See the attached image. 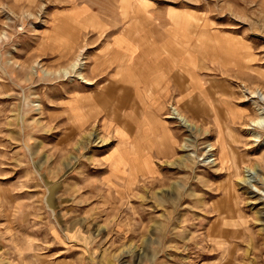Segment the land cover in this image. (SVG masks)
<instances>
[{
	"label": "rangeland",
	"instance_id": "obj_1",
	"mask_svg": "<svg viewBox=\"0 0 264 264\" xmlns=\"http://www.w3.org/2000/svg\"><path fill=\"white\" fill-rule=\"evenodd\" d=\"M247 88L264 0H0V264H264Z\"/></svg>",
	"mask_w": 264,
	"mask_h": 264
},
{
	"label": "crops",
	"instance_id": "obj_2",
	"mask_svg": "<svg viewBox=\"0 0 264 264\" xmlns=\"http://www.w3.org/2000/svg\"><path fill=\"white\" fill-rule=\"evenodd\" d=\"M158 37V38H157ZM155 40H156V42H157V44H161V43H163V42H167L166 41V39L164 40L163 39V36H156V38H155ZM147 62V61H146ZM148 63V62H147ZM198 63V62H197ZM199 64V63H198ZM138 69V68H137ZM138 71V70H137ZM197 73V75H196V80H198L197 81V84H195V86L193 87V86H191V88L188 90L189 92L190 91H192V94H190V95H188L187 96V98L188 99H192V101L190 100H188V102H182V103H180L179 105H177L176 107H178V108H180L181 109V111L186 115V113L187 114H189L190 116H192V117H199L198 115H202V113H203V109H201V108H198L197 106H195L194 105V96H195V99H196V94H199V97H200V99L202 100V102L203 103H205V106L207 105V106H209V108L211 109V112H214L213 114V116H216L219 112V110H218V108L217 107H215L214 106V100H213V98H211L210 97V89H207L205 86H204V84H203V82H202V80L200 79V77H199V74H198V72H196ZM183 87V86H182ZM182 87H179L178 89H179V91H182L183 90V88ZM184 91V90H183ZM210 100H212L211 102H210ZM226 99H225V97H224V99H223V102L225 101ZM209 104V105H208ZM216 108V109H215ZM168 116V115H167ZM167 119H170V118H167ZM168 123L169 122H166L165 121V128L167 129V138L169 139V141H170V143L172 144V145H170V148L171 149H168V148H166V151L165 152H176L175 150H173V144L175 143V140H173V135H172V133H171V129H170V127H168ZM144 137L145 138H149L148 136L146 137L145 135H144ZM165 145V144H164ZM163 145V146H164Z\"/></svg>",
	"mask_w": 264,
	"mask_h": 264
},
{
	"label": "bare ground",
	"instance_id": "obj_3",
	"mask_svg": "<svg viewBox=\"0 0 264 264\" xmlns=\"http://www.w3.org/2000/svg\"><path fill=\"white\" fill-rule=\"evenodd\" d=\"M187 52V51H186ZM191 52L192 51H190V54H191ZM189 54V53H188ZM195 54V53H194ZM187 57H188V55H186ZM197 58V57H196ZM187 60V59H186ZM185 61V60H184ZM204 61V60H203ZM186 62V61H185ZM184 62V63H185ZM187 62H189V61H187ZM183 63V62H182ZM191 63V62H190ZM193 63V62H192ZM183 65H186V64H183ZM193 65V64H192ZM84 66V65H83ZM178 68V67H177ZM231 70H233L232 68H230ZM81 70H83V69H81ZM179 70H181V69H179ZM224 70V69H223ZM234 74V73H233ZM173 75V74H172ZM79 76H80V78L81 79H86V77H84V75L80 72V74H79ZM238 76V75H237ZM240 77H242L241 75H239ZM169 79V78H168ZM173 80V79H172ZM190 80V79H189ZM174 81V80H173ZM165 84V83H164ZM174 84H175V82H174ZM176 85V84H175ZM257 88V87H256ZM170 89V88H169ZM180 89V88H179ZM246 91H248V93L250 94V95H252L251 97L252 98H258V101L259 102H264V91H258V90H256V89H254V88H247L246 89ZM211 97V96H210ZM177 102V101H176ZM254 103V105H256V106H259L260 104L258 103V102H256V101H254L253 102ZM175 105V104H174ZM179 105V104H178ZM173 108V110L171 111V115H168V116H166V118H174V119H176V120H180L181 122L182 121H188L187 120V116L181 111V109L180 108H178V107H172ZM219 108V107H218ZM216 109V108H215ZM259 110H261V108L259 107V109H258V111ZM219 112V111H218ZM214 113V112H213ZM219 114V113H218ZM190 122V121H189ZM222 122H223V120H222ZM253 123H255L257 126L258 125H262L261 123H262V120H261V117L260 118H256V120H253ZM211 145V144H210ZM216 148V147H215ZM211 149L212 150H214V147H213V145L211 146ZM232 152H230V155L232 156V158H231V162H235V152L233 151V150H231ZM219 159V158H218ZM230 159V158H229ZM215 160V159H214ZM219 163V162H218ZM227 163H225V165H226ZM234 164H236V162L234 163ZM229 165V164H228ZM224 166V165H223Z\"/></svg>",
	"mask_w": 264,
	"mask_h": 264
}]
</instances>
